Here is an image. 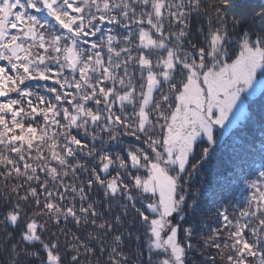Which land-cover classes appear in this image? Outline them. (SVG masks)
Segmentation results:
<instances>
[{"label": "snow or ice", "instance_id": "obj_1", "mask_svg": "<svg viewBox=\"0 0 264 264\" xmlns=\"http://www.w3.org/2000/svg\"><path fill=\"white\" fill-rule=\"evenodd\" d=\"M0 264H264V0H0Z\"/></svg>", "mask_w": 264, "mask_h": 264}, {"label": "trees", "instance_id": "obj_2", "mask_svg": "<svg viewBox=\"0 0 264 264\" xmlns=\"http://www.w3.org/2000/svg\"><path fill=\"white\" fill-rule=\"evenodd\" d=\"M223 159V158H221ZM215 163V162H213ZM205 220L208 224H212L213 220H212V206L209 205L206 209H205Z\"/></svg>", "mask_w": 264, "mask_h": 264}]
</instances>
